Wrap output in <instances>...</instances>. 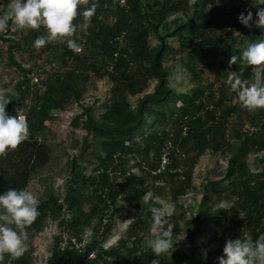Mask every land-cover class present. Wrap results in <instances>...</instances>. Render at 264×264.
<instances>
[{"label": "trees", "instance_id": "1", "mask_svg": "<svg viewBox=\"0 0 264 264\" xmlns=\"http://www.w3.org/2000/svg\"><path fill=\"white\" fill-rule=\"evenodd\" d=\"M230 1L229 9L224 0H196L187 15L189 0H88L89 7L100 6L87 33L78 32L86 41L80 54L66 41L36 49L43 27H17L18 37L0 32L9 40L0 48V63L15 76L13 91L4 93L6 112L24 115L30 130L26 141L0 157V195L9 188L32 192L33 176L51 159L48 130L58 113L79 104L72 123L85 131L65 183L36 195L40 215L27 229V250L15 259L5 254L0 264H35L34 240L49 221L57 231L47 264H218L227 240L264 233V157L255 168L249 163L252 153L264 151V109H245L225 83L226 72L240 67L243 79L253 78L251 66L238 60L229 68V60L264 38V29L255 26L264 0L255 7L252 0ZM8 3L0 0V15ZM249 10L252 27L239 20ZM74 23H83L82 15ZM169 56L190 72L187 91L171 85ZM27 59L32 65L23 63ZM201 61L213 69L212 79H201ZM105 78L112 86L96 115V105L82 99ZM207 151L227 156V166L219 179L207 175L200 205L186 216L180 198L193 189L196 162ZM158 197L175 208L166 227L176 248L159 257L149 247ZM124 210L135 216L119 241L106 245ZM180 234L186 235L185 248Z\"/></svg>", "mask_w": 264, "mask_h": 264}, {"label": "clouds", "instance_id": "2", "mask_svg": "<svg viewBox=\"0 0 264 264\" xmlns=\"http://www.w3.org/2000/svg\"><path fill=\"white\" fill-rule=\"evenodd\" d=\"M84 5L83 12L78 9ZM94 2L88 6V0H10L7 10L0 15V32L9 27L11 21L14 28L39 30L46 29V34L38 36L34 47L40 49L48 43H67V47L76 54L83 51L84 43L78 32L87 33L91 19L99 8ZM253 6H257L254 2ZM82 15L83 23L74 21ZM255 26L264 29V8H258ZM240 22L246 27H252L253 13H241ZM81 41V42H78ZM238 60L243 66L254 69L251 80L243 79V67L239 71H227L225 83L229 90L237 94L242 107L250 111L264 109V38L249 43L242 55H232L229 68L237 64ZM9 100L0 92V157H6L9 150H16L30 135L27 118L20 115H9L6 107ZM40 201L33 192L27 188H9L0 195V261L5 254L12 258L20 257L27 250L29 241L28 228L40 215ZM175 208L171 203L160 202L159 208L152 209L151 231L156 234L155 239L149 241L152 252L159 257L162 254L172 253L175 247L174 233L167 228L168 219L174 214ZM244 219L245 213L239 212ZM14 226V227H13ZM186 238V235L183 239ZM179 240L178 243L181 241ZM207 259V252L203 253ZM152 264H158L154 260ZM218 264H264V233L253 240L250 234L241 238L229 239L223 248V255L218 258Z\"/></svg>", "mask_w": 264, "mask_h": 264}, {"label": "rangeland", "instance_id": "3", "mask_svg": "<svg viewBox=\"0 0 264 264\" xmlns=\"http://www.w3.org/2000/svg\"><path fill=\"white\" fill-rule=\"evenodd\" d=\"M10 2V0H8ZM189 9L188 14L193 12V5L196 0H189ZM256 0H252L250 5H253ZM225 7L232 8L233 1L224 0L222 2ZM2 7V6H1ZM209 9V6L206 7ZM17 30V27L14 28L11 24L10 29H5V37H18L17 34H13ZM7 31V32H6ZM154 42L156 40L154 39ZM9 44V40H4L0 38V48L6 49ZM35 61V60H33ZM42 61L40 60L39 63ZM26 66L32 65L31 60H25L23 62ZM167 65H170L171 76L170 83L171 85L179 92L187 91L188 87H191L193 84L190 81V72L182 66L179 61H174L170 56L166 61ZM4 62L0 63V92L13 91L11 80L15 78L11 74V68L3 67ZM202 68L201 79L210 78L214 76L213 69L210 68L205 62L201 61L199 63ZM112 82L108 78L102 80H96L93 89L86 93L82 99V102L85 105L95 104V114L99 115L104 111L102 107L103 102L107 99ZM153 86L150 90H152ZM98 100V101H97ZM130 101L135 104V98L130 97ZM81 106L77 103L69 106L65 111L58 113V117L50 123L48 130V143L52 149V155L49 163L42 169H40L34 176L31 181L29 188L34 192L35 195L40 192H45L46 189L58 190L66 181L67 177L71 172L70 161L73 157L80 155L81 149L83 146L85 131L81 127H75L72 123L73 118L80 113ZM264 157V151L254 152L249 156V163L252 168H255L259 164L260 158ZM81 161V160H78ZM166 162V158L164 159ZM83 164H86L84 161ZM227 166V156L222 154H213L210 151L202 154L196 162L195 165V174L193 179V189L186 195L180 198V203L184 205L187 209V215L189 216L192 210H196L200 205L202 196H203V183L207 179V175L211 179H219L222 177L221 171ZM157 201L173 203L165 198L158 197ZM225 200H220L218 205H225ZM155 208H159L155 206ZM134 214H127L126 210L120 214L117 220L116 228L112 234L110 240L106 245L115 244L119 241L121 236L125 233L128 225L132 221ZM57 228L55 224L51 221L48 222L43 232H41L34 240V254H35V264H47L48 257L50 255V246L53 239V234L56 233ZM184 238L183 234L178 235L177 239L181 240ZM182 248L186 247V240H181ZM214 244L213 247H215Z\"/></svg>", "mask_w": 264, "mask_h": 264}, {"label": "built area", "instance_id": "4", "mask_svg": "<svg viewBox=\"0 0 264 264\" xmlns=\"http://www.w3.org/2000/svg\"><path fill=\"white\" fill-rule=\"evenodd\" d=\"M121 1H124V0H121Z\"/></svg>", "mask_w": 264, "mask_h": 264}]
</instances>
